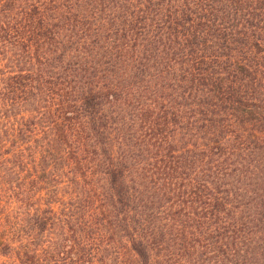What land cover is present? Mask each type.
I'll return each mask as SVG.
<instances>
[{
    "label": "trees",
    "instance_id": "obj_1",
    "mask_svg": "<svg viewBox=\"0 0 264 264\" xmlns=\"http://www.w3.org/2000/svg\"><path fill=\"white\" fill-rule=\"evenodd\" d=\"M3 256L264 264V0H0Z\"/></svg>",
    "mask_w": 264,
    "mask_h": 264
},
{
    "label": "rangeland",
    "instance_id": "obj_2",
    "mask_svg": "<svg viewBox=\"0 0 264 264\" xmlns=\"http://www.w3.org/2000/svg\"><path fill=\"white\" fill-rule=\"evenodd\" d=\"M0 264H21V263L15 260L13 257L3 256V257H0Z\"/></svg>",
    "mask_w": 264,
    "mask_h": 264
}]
</instances>
